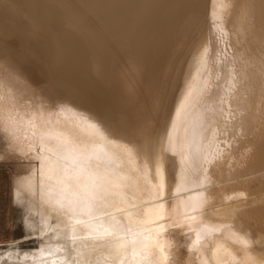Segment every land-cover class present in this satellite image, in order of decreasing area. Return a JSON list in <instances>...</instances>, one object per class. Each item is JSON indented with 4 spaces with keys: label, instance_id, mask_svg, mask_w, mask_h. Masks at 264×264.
<instances>
[{
    "label": "bare ground",
    "instance_id": "obj_1",
    "mask_svg": "<svg viewBox=\"0 0 264 264\" xmlns=\"http://www.w3.org/2000/svg\"><path fill=\"white\" fill-rule=\"evenodd\" d=\"M161 1L34 0L36 12H32L33 16L44 12L39 44L46 57L56 53L53 43L62 16H76L67 24L74 36L67 48L69 57H60L61 67L70 69L69 81L96 101L115 100V108L131 110L132 120L137 118L140 123L149 121L147 116L163 113L157 130L112 120L68 91L59 98L0 40V127L12 152L38 163L19 179L20 189L54 212L66 214L68 226L66 235L46 238L40 248L18 255L11 249L0 253V262L8 258L9 264H264V235L263 241L258 240V234H251L245 223L238 227L239 221L249 219L235 215V206L204 215L196 209L212 197L231 202L232 180L228 177L209 194L206 186L228 166L244 161L248 175L257 177L247 182L249 192L257 195L250 208L262 213L264 225V194H258L264 182L256 169L264 153V42L260 65L253 68L249 58L242 55L237 60L239 54L232 51L241 42L244 54L257 49L252 35L246 40L238 36V41L207 36L199 62L191 66L192 79L178 89L170 106L154 104L155 98L162 97L153 94L155 80L162 77L169 55L160 26V9L169 2ZM80 6L86 7L79 10ZM259 8L264 32V0ZM47 13L54 20L46 21ZM244 19L246 26L248 19ZM107 43L115 45V53ZM212 45L223 59L213 54ZM227 49L232 55L223 53ZM116 53L128 54L135 61L146 54L142 59L153 61L142 71L121 76ZM50 62L53 71L56 61ZM150 69L153 73L144 81ZM199 74L203 79L195 89L198 93L186 106L182 99H187V90L195 88ZM123 87L131 89L128 95L113 93ZM183 107L192 113L180 125ZM207 131L209 137L203 141ZM237 195L244 197L243 191Z\"/></svg>",
    "mask_w": 264,
    "mask_h": 264
},
{
    "label": "rangeland",
    "instance_id": "obj_2",
    "mask_svg": "<svg viewBox=\"0 0 264 264\" xmlns=\"http://www.w3.org/2000/svg\"><path fill=\"white\" fill-rule=\"evenodd\" d=\"M33 1L34 0H0V40H3L4 44L8 45L9 50H11L10 52L16 56V60H18L22 66L31 71L35 75L36 80L43 86L47 87L48 89L52 88L54 90L53 93H55L59 98L65 96L66 92L68 91L69 94L76 100L82 102L83 104L93 105V107L102 112V114L110 117L112 120L124 121L126 123L129 122L131 124L134 123L135 125L138 124L139 127H142L147 131H150L153 127H156L155 129L157 130L159 124H161V120H163V113H160V115L158 114L157 117L155 115H151V117L147 116L146 118L149 121L140 123L137 118L136 121L135 119L132 120L134 117L132 116L131 110L123 109L120 106L119 108H115V106L118 105V102L115 100L96 101L92 98V96H84L80 92L78 85L72 81H69L71 79L69 74L70 69L69 67H61L62 65L60 64V57L63 59L69 57L67 55V48L73 44L74 36L67 31V24L70 22L68 21L69 19L75 20L76 16L72 15L70 16L71 18H67L69 15L67 13L62 16V20H60L58 23L60 30L57 32L55 41L53 43L56 53L53 55H47L46 53L47 57L42 53L43 48L39 44V38L44 35V32H42L43 35H40L41 32L39 26L43 24L41 14L44 12L41 14L38 13V15L35 14V16H33L32 12H36V5L35 2L33 3ZM164 1L169 3L167 4V7L160 9V26H162V28L165 30L163 38L168 40L167 49L169 50V55L166 57V60L168 59V61L165 63V67L163 70H161L162 77H157L155 80L157 85L153 88V94H162V97L160 98L159 96V101L157 98H155L153 102L154 104L160 102L161 106L166 107L173 103L175 98L174 95L177 93L178 89L182 88L183 84H187L192 79L193 68L191 66L197 65L199 62L198 55L202 47L205 45V38L207 36L209 37V35L211 36L210 38L214 36L217 40H219L220 37L225 36L227 38H231L233 41L237 40L236 38L238 36L241 38V40H246L252 35V41L254 42L257 49H254V51L250 53L248 50L247 53L244 54L245 46L241 42L239 47L237 49H233L232 51H235L239 54L237 56V60H240L242 55H245L247 58H249V63L253 68L260 65L259 60L261 56V47L264 42V34L262 35V33L264 32L262 29V19L257 9L261 10L259 7L261 6L262 0ZM159 2L162 1L159 0ZM85 7L80 6L79 10ZM246 8H248V10L245 12ZM47 14L48 16L45 20L49 21L52 19V16L49 13ZM246 17L248 21L245 26L243 21ZM64 24L66 26H64ZM105 46L109 47L108 49L111 52L116 50L114 44L107 43ZM210 48L214 50L213 54L217 58L221 57L223 59V57L219 55L220 53L218 52L217 48H213V45ZM225 51L226 52L223 53H227V56H229V54L232 55L231 51H228V49ZM40 53L42 56H40ZM158 53L160 54L161 51L158 50ZM21 54L22 57L20 56ZM116 54L117 58L115 61L117 64L115 61L114 62L117 66L116 69H118V71L120 70L119 73L122 74L121 76L131 70L142 71L146 69L145 67L153 61V58L151 57L147 58V60L142 59L147 57L146 54H144V57L142 56V58L139 56V58H141V60L139 59L140 61H135L134 57L125 53ZM162 54H165L166 56L167 52L164 50ZM122 55L124 57H122ZM170 56L172 59H170ZM48 57L52 58L49 59ZM51 59L55 60L57 65V67L55 66L53 68V71L51 70L52 68H50ZM240 64L242 65L243 62H240ZM120 66H124V68H121ZM125 66H127V68H125ZM148 67H150V65H148ZM150 70L144 77V81L146 77L153 73V71ZM50 71L53 72L54 76H52L53 74ZM43 73L44 75L47 74L45 75L46 77L42 75ZM145 73L146 72L143 71V74ZM140 74H142V72ZM55 75L58 77V79ZM200 77H203L202 74H199V76L197 75V78L195 79L196 83L194 82L193 84L195 88L193 87L194 89L191 88V90H187L189 93H185L187 95V99H182L186 102V106H189L187 103L190 101V97L194 96L195 93H198L195 89H197V91L199 89L200 82L203 79ZM48 82H51L52 84H49ZM65 86L68 87V90L65 88ZM129 90L131 89L123 87L121 89H116L113 93L116 94V92L123 91L127 94ZM183 97L186 98V96H182V98ZM187 108L188 107H183L184 110L181 108L180 113L182 110L183 112L181 114L179 113V122L182 121L180 125H185L187 120H189L188 117H190L191 109L188 108V111L186 110ZM187 111L189 114H186L189 116L184 113ZM183 113L186 115V117ZM181 115L185 118H183ZM206 135L207 136L203 137V141L209 137V131H207ZM8 143L9 140L7 139L5 132L0 127V253L11 249L14 250L18 255L25 251H31L37 247L40 248L43 242L46 243V238L54 237L57 234H60L61 236L66 235L68 226L66 214H58L54 212L49 205H43L40 199L30 197L26 191L20 189L19 179L25 174L29 173L33 169V166L37 165L38 163L34 160L28 159L26 155L24 156L18 154L17 152H12L9 149ZM262 151L260 153L264 152ZM262 155L264 156V153ZM262 155H260L259 159L256 161V169L258 170L257 173L263 177L264 182V157ZM237 166L241 173L237 172ZM232 167V165L230 167L228 166L227 169H224L222 175L218 174L216 177L214 176L210 183L207 184L208 186H206V193L209 194V191L211 193L214 190L213 187L216 186L217 182L227 181L228 178L231 179L232 183L230 180V189L233 197L231 202L227 204L224 203V201L215 200L216 198L212 197L211 200L208 199L209 201L206 199L205 204H200L196 209L200 212V214L204 215L205 213L211 214L210 212L221 210V208L228 205L235 206L233 209V213L235 215H239L241 213L246 215L245 217L249 219V222L248 220L246 222L239 221L237 226L241 227L245 223L246 226L249 227L250 233L258 234V240L261 239L263 241L264 233H262L263 231L261 232L262 226L264 227V225H262V213L259 211H254L250 208L249 203L255 199L257 195H254L253 193L251 194L249 192L250 186L247 183L250 181H255L257 177L251 175L252 173L248 175L249 170L247 169L244 161H240L233 168ZM244 172L245 175L247 174L246 177L251 176V179L249 177L244 178ZM230 175L232 177H230ZM234 175L236 176L233 179ZM244 181L246 183H244ZM237 183H239V185ZM239 191H243V199H239L237 195ZM260 193L264 194V183L261 187V191H259L258 194ZM241 203H245L244 208H237ZM48 225L50 226V229L47 228ZM1 261L2 262H0V264L11 263V260L8 258Z\"/></svg>",
    "mask_w": 264,
    "mask_h": 264
},
{
    "label": "snow or ice",
    "instance_id": "obj_3",
    "mask_svg": "<svg viewBox=\"0 0 264 264\" xmlns=\"http://www.w3.org/2000/svg\"><path fill=\"white\" fill-rule=\"evenodd\" d=\"M97 167H99V165H97ZM100 187H102L101 185H97V188H100ZM89 210H91V209H89ZM106 235H111V233H105Z\"/></svg>",
    "mask_w": 264,
    "mask_h": 264
}]
</instances>
